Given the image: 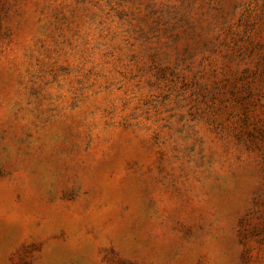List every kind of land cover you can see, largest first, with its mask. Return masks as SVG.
Listing matches in <instances>:
<instances>
[{
    "label": "rangeland",
    "instance_id": "1",
    "mask_svg": "<svg viewBox=\"0 0 264 264\" xmlns=\"http://www.w3.org/2000/svg\"><path fill=\"white\" fill-rule=\"evenodd\" d=\"M0 264H264V0H0Z\"/></svg>",
    "mask_w": 264,
    "mask_h": 264
}]
</instances>
